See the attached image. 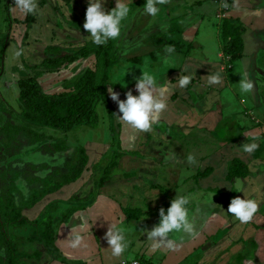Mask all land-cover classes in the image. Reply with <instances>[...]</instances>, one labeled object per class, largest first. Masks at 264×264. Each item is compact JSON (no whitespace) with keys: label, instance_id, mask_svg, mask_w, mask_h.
<instances>
[{"label":"crops","instance_id":"0c3cea01","mask_svg":"<svg viewBox=\"0 0 264 264\" xmlns=\"http://www.w3.org/2000/svg\"><path fill=\"white\" fill-rule=\"evenodd\" d=\"M124 2L134 11L122 22L121 36L112 41L117 59L113 67L115 72L111 73L112 70L108 76L112 83L106 88L114 113L118 148L117 156L107 160L110 161L108 166H113L112 172L104 174V168H99L105 161L100 158L109 154L112 145L107 138L108 143L99 144L106 152L98 159L88 156L83 148L87 161L80 176L41 195L44 199L36 202L37 210L35 207L27 210L34 204L20 203L23 206L21 212L34 210L33 222L38 223L43 218L46 222L47 217L52 223L48 229L52 232L51 249L46 248L42 239L38 240L35 260L31 264H118L129 260L143 264H248L249 261L264 264V39L262 42L261 38L264 34V0H239L238 6H235V0H169L159 6L161 12L155 18L143 13L145 0ZM225 2H229L228 10L221 12ZM115 3L116 0H104L103 6L106 11H111ZM5 5L6 1L3 7ZM87 5L88 0H38V11L32 15L33 24L27 32L25 27L21 29L27 38L34 40L33 45H27L34 47V53L40 51L42 57L46 47L73 51L83 45L87 40H79L90 38L81 25V22L85 23ZM16 11L19 10H13L14 19ZM220 13L223 14L222 21L228 20V26L238 27L241 47L236 53L242 76L246 73L253 81L252 102L263 109L262 113H257V118L244 110L249 121L237 118L235 112L226 113L227 96H232L238 102L237 106L244 108L227 82V71L232 69L230 63L233 60L225 59L229 56L217 30L201 25L204 22L208 25L209 18L214 15L217 18ZM61 27L65 30L59 32L67 42L52 43L49 39H54L56 30ZM203 33H209V45L199 42ZM251 37L255 39L256 49L261 46L256 51L259 68L256 79L247 72L250 55L246 45ZM169 45L175 48L174 62L165 65L161 58L166 55L165 48ZM25 60L28 62L29 59L24 58V63ZM146 61L147 70L154 73L158 85L166 89L167 102L160 121L148 133L138 132L117 120L116 117L122 114L108 91L111 87L119 93L120 100L126 99L129 90L138 95L135 82L142 75ZM92 64L93 59L88 57L69 66L81 65L80 69H86ZM126 69L129 71L124 76L122 70ZM214 73L220 74L222 82L209 85L205 78ZM181 75L192 76L186 88L178 86ZM110 133L108 127L105 134L110 137ZM245 143H256L258 147L247 153L241 147ZM61 152L57 154L61 155ZM189 155L195 158L194 164L188 163ZM53 159H47V163ZM61 163L62 160H57L52 166L59 170L57 167ZM68 165L60 170L67 171ZM235 166H242L243 172L238 174ZM237 180L242 182L243 192L236 191ZM176 195L192 198L188 208L190 216L195 218L196 235L174 233L170 238L179 245L177 250L152 251L143 230L150 231L158 224L159 209L163 207L167 214L170 201ZM237 196L255 199L259 204L258 213L248 224H241L227 212L231 200ZM85 223L86 227L81 228ZM110 224L128 230L129 246L120 257L111 254L104 239ZM37 226L41 234L44 226L42 223ZM71 234L82 238L79 247L70 245Z\"/></svg>","mask_w":264,"mask_h":264},{"label":"trees","instance_id":"16d2710c","mask_svg":"<svg viewBox=\"0 0 264 264\" xmlns=\"http://www.w3.org/2000/svg\"><path fill=\"white\" fill-rule=\"evenodd\" d=\"M5 1L6 5L4 6V11L8 20H6L8 29H10V23L15 22L18 24H23L26 29L25 31L27 32V30H29L31 27L30 25L34 22L33 17L28 14L24 16V19L22 21L11 19L9 15V5H13V0ZM63 1L67 2L68 0ZM227 10V8L221 6V12H227ZM223 21L224 23L220 28V42L222 46H224L225 53L227 54V56H229V60L232 61L237 59L238 53L236 52L241 47L240 37L238 36L239 34H237L238 27L235 25L228 26L229 22L225 18L223 19ZM26 32L23 34V38L26 36ZM42 54L43 60L39 65H30L26 67L28 68V71L31 73V75L26 78L19 79L16 82L17 93L15 95V98L17 99L16 101L19 113L16 117L20 121H22L23 124L13 125L12 123H9L5 120L4 115H1L0 118V125H2L0 134H2L4 140L8 141L9 143L19 142L22 143V145L24 144V141H26L27 146H29L31 150H33V148L38 149V146L42 143V141L40 142L39 140L42 139L43 141L47 142L48 137L39 136L40 134L38 135L34 133V131L31 128L29 129V127H44L57 130L62 133L69 132L70 130L80 125L93 128L97 121L95 109L99 103L103 105L106 110V114L110 119L111 114L113 113L112 106L106 96V88L107 86H110L108 76L113 70L117 59V53L113 47L112 40L108 41L106 45L102 46H97L92 42V40H89L73 51H69L68 49L57 46L46 47L43 50ZM2 56V51H0V63L2 62ZM88 57H91V59H93L92 67L82 69V71L77 76L73 77L70 80L63 81L61 83L60 92L49 93L42 88L40 79L44 75L49 72L65 70L69 65L76 64L78 61L86 59ZM109 125L111 126V123ZM20 140L22 141L20 142ZM53 143L52 146L54 147L56 151L54 152L56 154L58 152H61L59 150L64 149L58 143ZM113 145L114 147H112ZM116 147L117 141L114 143V141L112 140L110 153L113 152V157H116L118 153V148ZM9 149L10 148L8 147L7 149L6 147L3 148L0 145V156H6L4 155L5 153H7L8 155ZM47 151L46 155L50 153ZM78 152L79 153L76 162L73 165L69 166L66 173L57 178L58 180L52 179L53 176L50 173L51 170H49L48 175H50L51 177L49 178V181H47V185H44V187L38 186L33 180H26L25 178L20 177L23 172L25 174V172L27 173L32 170V166L29 165L30 162L28 165L26 164L24 167L22 166L23 169L21 168V171L15 172L20 177L18 181L17 179H10L6 181V178H1V186L4 183H8V186L16 185L18 187L20 186L21 188L20 190H17L16 188L14 190H7V187H5V185L1 187L0 230H2L1 228H4L3 225L5 227L7 226L5 230L3 229L6 233L8 232L7 230L9 226L11 228L23 227L22 225L32 226L31 222H28L23 217H21L23 206L20 203L24 202L22 200L21 193L20 195H18V199H15V197H12L11 195H9V193L13 191H29L30 196L26 197V199H28V203L32 205L35 204L37 200H39L38 198L40 195L50 193L51 191L57 190L64 184L75 181L82 173L87 161V156L85 155L84 149L80 148ZM12 154L13 152L9 155ZM32 155V153L31 155L22 153L17 154L20 162H22L26 158H33ZM3 159L6 158L3 157ZM7 161L10 162L9 160ZM6 163V161L3 162V166L6 167ZM22 164L23 163H20V165ZM110 168H113V166H111ZM235 169L238 170V174L243 172L242 166H235ZM228 172L232 176L233 173L231 168H229ZM30 182L32 184H30ZM36 188H40L42 190V193L38 192ZM21 189L23 190L21 191ZM46 219V222L44 218L40 222H36L37 225L39 223H42L44 226V231L41 234L40 232L38 233L36 240L40 241L42 239L41 241L44 242V245L46 244V248L51 249L52 232L51 229L48 232V229L51 227L52 223L50 221V218L46 217ZM33 229L36 230V227H33ZM11 236L13 237V235ZM7 238L8 240H6V238L0 239V249L4 248V254L6 255L5 261H2L3 258L2 255H0V264H18V260H20L21 258L17 259L15 253L11 251V246H14L10 241V239L12 238L9 239V236H7Z\"/></svg>","mask_w":264,"mask_h":264},{"label":"rangeland","instance_id":"374dc122","mask_svg":"<svg viewBox=\"0 0 264 264\" xmlns=\"http://www.w3.org/2000/svg\"><path fill=\"white\" fill-rule=\"evenodd\" d=\"M4 4H5V0H0V51H2V54H3L2 62L0 63V113H1L0 118H1V115H4L5 120L8 121L9 123H12L13 125H22L23 124L22 121H20L16 117L19 114L18 108H17V101H16L17 99L15 98L16 97L15 95L17 93L16 82L19 79L26 78V77L30 76L31 73L28 71V68H26V67L32 65L33 63H36V65H38L39 61L43 57H42L41 53H39L40 51H37V53H34V49H33L34 47L32 46L33 45L32 41H34L33 39H30V37L27 38L26 36L23 38L24 32L21 31V29L24 28L23 24L11 22L10 23V29H8L7 23H6L7 16L5 14L4 7H3ZM12 6L13 5L10 6L11 8L9 11L11 13L10 12L9 13H10V15H13V16H10V18L14 19L13 18L14 13H13ZM87 7H88V5H87ZM131 10L134 11L133 8H131ZM15 15H16V17H20V18L24 17V14H22L20 11L19 12L16 11ZM19 15H21V16H19ZM30 15L32 16L33 14H30ZM44 15H45V13H44ZM214 16H211L209 18L208 25L205 22H204V24L202 23L201 25H202V27H207V29H211V30L213 29L212 31L217 30L216 32H218V38H220V28H221L222 24L224 23V21H222L220 18H216ZM16 17H15V19H16ZM132 17L135 19L134 16H132ZM21 19H16V20L21 21ZM19 25H21L22 27ZM81 25H83V22H81ZM63 30H65V28H63V27H61V29H59V30H56V32L54 34V36L56 35V37H54V39H49V40L52 43H56L58 45H60L63 41H64V43L67 42V40L65 41L64 36L61 35L62 33L59 32V31H63ZM39 33L43 34L44 32L41 33V31H39ZM209 33L208 34L203 33L199 39V42L204 44V45H209L211 42V38L209 36ZM86 34H84V36ZM263 35L264 34H262V37H261L262 42L264 39ZM48 37H49V35H48ZM79 39H77V40H79ZM83 40L89 41V40H91V38H82L81 40H79V42H82ZM254 41H255V39L251 37L248 40L249 45L248 46L246 45V51H248V53L250 55V61L249 62L251 65V67L249 65L247 72L249 74L253 75L254 79H256V78H259L258 74H256L259 71V68L256 65V63H257V61H256L257 60V52L256 51H258L261 48V46L259 49H256L254 47ZM29 43H31L32 45L28 46ZM187 46H189V45H187ZM70 50H71V48H70ZM17 51L21 52V55L19 57L15 56V53ZM24 58L29 59V60H27L28 62H26V60H25V63H24L23 62ZM251 61H253V62H251ZM239 62L240 61H238V59H235L230 63L232 69L227 71L228 72L227 82L229 85H232V90L234 91V93L236 94L238 99L243 102L244 108L241 109L240 107H238L237 106L238 102L236 100H234L232 98V96H227L228 99L225 100V102L227 103V106H225V108H226V113L229 114V113L235 112L237 118H239V119L245 118L246 121H249L248 120L249 118L247 116H245L244 110H248L249 112H251V113H248L249 116H253L254 118H257V113H262L263 109L262 108L259 109V107H255V105L252 102L253 97H252L251 93H243L240 90L239 81L242 77V70L240 68L241 64ZM81 65L79 67L68 66V68L63 70V71H56V72L47 73L46 75H44L40 79L42 88L49 93L60 92L61 91V83L65 80H70L73 77L77 76L82 71V69H80ZM114 70L111 73H114L115 72ZM108 81H109V83H112L111 80L108 79ZM107 94H108V92H107ZM222 108H220V111L222 110ZM95 113L97 115V121H96V124L93 128H90V127L84 126V125H80L74 129L70 130L69 132L62 133L60 131L49 129V128H44V127H37V126H33V128L29 127V129L31 128L34 131V133H36L38 135L40 134L39 136L48 137L47 142L43 141L42 139L39 140L40 142L42 141V143H41V145L38 146V149L33 148V150H31V148L29 146H27L26 141H24V144H23L24 146L22 145V143H19V142L9 143L8 141L4 140V137L2 136V134H0V145L3 148L6 147V149H7V147L10 148L8 155H7V153H5L4 155H6V156H3L6 159H3V157L0 156V180H1V178L2 179L6 178V181H8L10 179H17V181H18L21 177V178H25L26 180H31V181L33 180L38 186L44 187V185H47V181H49V178L51 177L50 175H48L49 170H51L50 173L52 174V176L54 174L52 179L57 180V175L60 176V174L64 173V171H66V170H63V171L60 170V169H62V166H63V168L65 167V164H69L68 166H71L77 160V156L79 153L78 151L80 150L81 147L87 151L88 156L98 159L100 156L103 155L104 152H106V149L103 145H101L102 148L99 147V144H102L100 142L107 141V143H108L107 138H109L110 142L113 140L115 143L117 141V139H116L117 135L114 133V131H115L114 124H113L114 113L111 114V119H110L108 117V115L106 114V110L101 103H99L96 106ZM110 123H111V126L109 125ZM108 127L110 128V131L112 132V133H110L111 138L108 137V134L107 135L105 134L106 130H108ZM1 128H2V125H0V130H1ZM21 141L22 140H20V142ZM89 141L92 143H88ZM176 142L182 143L181 140L180 141L176 140ZM52 143L53 144L58 143L59 145H61L64 148L63 149L64 151L59 150V151H62L61 155L60 154L58 155L55 153L56 151H55L54 147L52 146ZM169 147L172 148L173 146H169ZM109 149H108L109 154L108 155L105 154L104 156H102V158H100L102 161L105 159V161L103 163H100V166H99V168H104L103 169L104 171H102V172L103 173L105 172V174L112 172V168H110V166H108L110 164V161L107 162L108 158L109 157L112 158V155H113V152L110 153ZM46 151L50 152L47 154L49 157L46 155ZM12 152H13V154L9 155ZM18 153L30 154V155L32 153L33 158L32 157L26 158L22 162H20L19 157L17 156ZM85 155H86V153H85ZM47 157H48V159L54 158L50 164L47 163L48 162ZM7 160H9L10 162H8ZM57 160H59V161L62 160V162H63L60 164V166L57 167V169H59V170L54 169V167L52 166V165L57 164ZM5 161L8 163V164L6 163V167L3 166V164H2ZM29 162H30V164H29ZM106 162H107V164H106ZM20 163H23L24 165L23 164L20 165ZM26 164L27 165L29 164L30 166H32V170H31L32 172L31 171H29L30 173L25 172V174L23 172V174H21L19 177V175L15 172L21 171L22 166L24 167ZM55 171L57 174L55 173ZM30 184H32V183L30 182ZM3 185H5V187H7V190H10V189L14 190L15 188L17 190H20V188H21L20 186L18 187L16 185L8 186V183H4ZM2 186L0 183V190H1ZM22 190L23 189H21V191ZM36 190L38 192L42 193V190L40 188H38V189L36 188ZM20 193H21L22 200L25 203L28 202V199H26V197L30 196L29 191H25V190L23 192L13 191V192H10L9 195H11L12 197H15V199H18L19 198L18 195H20ZM38 199L39 200L37 201V203L40 200H43L44 197H41V195H40ZM37 203L34 204L33 206H31L30 208H28L27 210H31V208H33V207H35L34 210H37V208H38ZM34 210L21 212L22 217L25 220H27L28 222H31L32 226L22 225L23 227H14V228H11L9 226V228L7 230L8 233L4 232V234L0 230V239H2V238L5 239L4 235L9 236V239L12 238L11 243L15 247L11 246V248H12L11 251L13 253H15L17 259H20V258L23 259L22 262L20 260H18V264H31V262H33L35 260L34 259V253H35V250L38 249V246H37L38 240H36V238L38 236L37 231L39 230V227L37 226L36 222L35 223L33 222V219H32L34 217V213H35ZM3 227H4L3 228L4 230L7 228V226L5 227L4 225H3ZM33 227L34 228L36 227V230H34ZM10 234L13 235V237ZM28 236H30V237H28ZM6 240H8L7 237H6ZM3 249L4 248L0 249V255H2V258H3L2 261L5 260V256H6L4 254ZM31 255H32V257H31Z\"/></svg>","mask_w":264,"mask_h":264},{"label":"clouds","instance_id":"9594fccd","mask_svg":"<svg viewBox=\"0 0 264 264\" xmlns=\"http://www.w3.org/2000/svg\"><path fill=\"white\" fill-rule=\"evenodd\" d=\"M169 0H145L142 11L143 13L155 18L160 12V5H165ZM13 10H19L22 14H36L38 11V0H13ZM104 0H88V7L85 15V23L83 29L89 33L88 37L97 46L106 45L108 41H115L121 36L122 22L125 21L130 13L131 8L124 0H116L115 7L111 11L104 8ZM239 5V0H235V6ZM224 8L228 4L222 3ZM166 55L162 57L165 65H171L174 62L175 48L166 46ZM21 55L20 51L15 53L16 57ZM147 61L145 62L142 75L136 79L135 91L138 95H133L129 90L126 93V99L120 100L119 93H116L110 87L108 89L112 101L118 105L120 114L117 120L123 122L127 126L138 132L148 133L153 130V125L157 124L163 112L167 109L165 98L166 89L158 85L156 75L147 70ZM125 76L129 69L122 70ZM209 85H218L222 82L219 73L210 74L205 78ZM192 80L191 75H181L178 78V86L186 88ZM240 90L243 93H250L254 87V83L245 73L239 81ZM247 135V134H246ZM247 153H252L258 145L256 143L243 144L241 146ZM188 163L194 164L195 158L191 155L187 158ZM236 191L243 192L242 182L237 180ZM191 197L187 195H176L170 201V206L165 209H159V222L150 231L143 230L147 235L150 250L155 251L166 248L170 251L177 250L179 245L175 239L170 238L174 233H183L189 236L196 235L195 218L190 216L188 205ZM259 211V204L255 199L240 198L237 196L232 199L227 212L231 214L241 224H248L255 218ZM86 227V223L81 228ZM127 229L118 227L116 224H110L104 239L109 245L108 249L114 257L122 256L129 246L127 240ZM75 232V230H73ZM69 243L73 248L82 244V238L77 234L69 237ZM248 264H253L249 261Z\"/></svg>","mask_w":264,"mask_h":264},{"label":"built area","instance_id":"2783aa9c","mask_svg":"<svg viewBox=\"0 0 264 264\" xmlns=\"http://www.w3.org/2000/svg\"><path fill=\"white\" fill-rule=\"evenodd\" d=\"M217 18L222 19L223 18V14L220 13V15ZM225 59L229 60L228 57H225ZM118 264H143V263H141L139 261H136V260H129V261H121Z\"/></svg>","mask_w":264,"mask_h":264},{"label":"flooded vegetation","instance_id":"af4514ba","mask_svg":"<svg viewBox=\"0 0 264 264\" xmlns=\"http://www.w3.org/2000/svg\"><path fill=\"white\" fill-rule=\"evenodd\" d=\"M21 217H22V215H21ZM0 223H1V222H0ZM1 229H2V230H1L2 233L4 234L5 231L3 230V228H1ZM7 233H8V232H7ZM4 237L6 238L7 236L4 235ZM4 261H5V260H4Z\"/></svg>","mask_w":264,"mask_h":264}]
</instances>
